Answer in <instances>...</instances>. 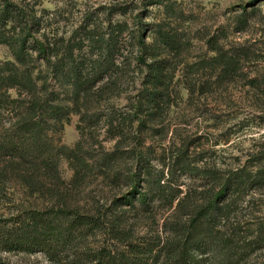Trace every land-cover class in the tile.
I'll use <instances>...</instances> for the list:
<instances>
[{"label":"trees","instance_id":"trees-1","mask_svg":"<svg viewBox=\"0 0 264 264\" xmlns=\"http://www.w3.org/2000/svg\"><path fill=\"white\" fill-rule=\"evenodd\" d=\"M36 5L33 0H0V45L11 54L0 61V119L5 112L11 119L7 125L0 123V165L24 173L28 186L34 176H41L56 187L62 182L61 164L68 162L73 171L68 196H56L53 208V215L67 222L58 224L31 210L28 230L16 236L4 230L7 224L0 216V249L39 250L54 260L66 252L69 264H241L263 247L264 140L244 160L231 156L235 162L228 163L202 132L194 135V162L185 141L163 154L156 170L147 142L157 145L164 139L167 78L162 58L143 35L132 79L126 83L116 75L118 55L128 46L125 33L132 11L126 1L102 4L95 24L88 21L93 16L89 12L86 24L74 26L68 39L49 29L47 12ZM241 26L237 31L245 29ZM225 47L218 37L210 45L215 79L194 81V105L213 107L203 114L218 111L222 93L209 94L205 88L244 79L236 75L244 71L252 52L241 45ZM261 79L248 80L252 94L238 97L245 106L264 105ZM123 86L129 88L124 103L116 100ZM73 115L79 116L80 139L71 148L62 143L61 134ZM97 126L101 135L90 132ZM105 141L113 143L111 148ZM117 160L123 161L121 173ZM99 177L109 189L86 191ZM127 206L151 218L168 212L163 232L135 234V225L125 226L113 216L115 208ZM252 218L256 227L250 238L243 224ZM101 232L106 243L91 244Z\"/></svg>","mask_w":264,"mask_h":264},{"label":"rangeland","instance_id":"rangeland-1","mask_svg":"<svg viewBox=\"0 0 264 264\" xmlns=\"http://www.w3.org/2000/svg\"><path fill=\"white\" fill-rule=\"evenodd\" d=\"M34 1L37 9L47 12L49 29L66 39L72 35L74 26L81 23L86 24L83 20L85 16H89V12H93V16L87 19L95 24L97 22L96 11L102 4L113 2V0ZM125 1L129 11H132L131 23L125 33L128 46L124 47L118 55V62L121 63L116 75L126 83L132 79L137 65V42L143 35L146 37L147 44L162 58L163 72L167 78L165 100L168 108L163 118L166 131L162 137L164 138L162 144L156 145L152 143L154 141L149 140L147 142V146L152 147L148 154L151 164L159 170L161 156L168 154L173 146H178L185 141L191 146L190 156L194 162V135L202 132L209 134L211 144H217L215 145L216 154L222 162H235L231 156H240L244 160V154L259 140H264V105L253 109L252 103L248 102L245 106L238 100L240 94H252L253 90L248 86V80L255 76L264 80V0ZM136 17V22L133 23ZM113 18L117 19L115 14ZM241 25H244L245 29L237 31ZM91 26L92 24L89 25ZM216 37L224 47L234 44L241 45L249 48L252 53L249 62L244 65V71H239L236 75V78L244 76L242 81L204 89V92L209 94L215 90L222 93L218 100L220 105L216 109L218 111L203 114L213 107L207 105L208 107L203 106L197 109L194 105L196 104L194 103V81L199 84L215 79L217 74L214 67L215 52L210 45ZM154 38L159 40L157 45ZM10 58L9 49L0 45V61ZM172 75L173 80L170 81ZM128 91L129 88L123 86L116 100L124 103V97L127 96ZM11 93L14 96V91ZM228 96L233 99H229ZM212 100L214 101V98ZM210 101L208 98L203 102L208 104ZM10 120L5 112L0 123L7 125ZM12 120L14 121L15 117ZM78 123L79 116L73 115L61 134L62 143L68 147H74L80 139ZM90 129V132L94 131L96 135L102 134L99 126ZM112 144L111 141L104 142L107 148H111ZM123 168V161L117 160L116 170L121 173ZM72 173L68 162L64 161L60 170L62 182L58 186H51L48 179H42L41 176H34L31 186H28L24 183L26 179L24 173L14 172V170L1 166L0 216L7 224L4 230L13 231L16 236L28 230L29 223L32 221L31 210H39L46 220L65 224L67 218L54 216L53 208L55 203L58 204L56 201L58 196L63 199L68 196L67 183ZM184 179L188 180V178ZM101 188L107 191L109 186L103 178H93V182L89 184L86 191L93 192ZM116 188L119 189L117 186ZM79 200V204H82V200ZM113 214L120 221H125V226L135 225V234L143 236L163 232L168 212L160 211L151 218L145 213L138 214L133 208L127 206L125 209L115 208ZM38 225L40 226V223ZM243 226L245 230H249L244 234L251 238L256 227L255 219H250ZM90 242L94 245H104L106 243L105 232H101L96 239ZM70 260V255L66 252H62L54 260L53 257L39 250L29 251L17 248L5 251L0 249V264H69ZM212 264L217 263L215 261ZM241 264H264V245L256 251H251L249 256L247 255L241 261Z\"/></svg>","mask_w":264,"mask_h":264}]
</instances>
